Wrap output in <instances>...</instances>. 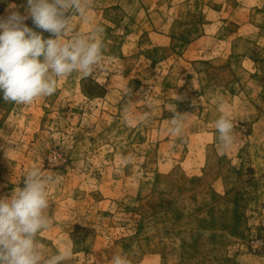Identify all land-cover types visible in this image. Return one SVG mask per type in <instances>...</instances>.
I'll return each instance as SVG.
<instances>
[{"label": "rangeland", "instance_id": "rangeland-1", "mask_svg": "<svg viewBox=\"0 0 264 264\" xmlns=\"http://www.w3.org/2000/svg\"><path fill=\"white\" fill-rule=\"evenodd\" d=\"M26 8L0 0V17ZM89 15L72 25L104 29L92 75L31 105L0 98V197L33 168L54 177L38 240L45 258L72 249L63 264H264V0H92ZM175 104L193 114L179 135Z\"/></svg>", "mask_w": 264, "mask_h": 264}, {"label": "clouds", "instance_id": "clouds-1", "mask_svg": "<svg viewBox=\"0 0 264 264\" xmlns=\"http://www.w3.org/2000/svg\"><path fill=\"white\" fill-rule=\"evenodd\" d=\"M91 7L92 0H27L26 14L11 10L7 17H0V98L5 103L31 105L55 94L60 78L74 72L85 78L95 72L102 60L100 36L104 29L97 25L90 34H79L72 25L73 16L91 23ZM14 8L9 5V9ZM29 18L41 32L24 23ZM43 32L50 37L44 38ZM145 105L146 118L153 106ZM219 107L223 114L215 121V129L221 151L226 153L235 143L236 125L225 105ZM171 113L167 131L179 135L193 114L178 111L176 104ZM125 163L131 160L125 158ZM53 180L33 168L23 187H15L10 197H0V264H63L72 255V249H66L45 258L38 240L39 233L51 224L45 210L49 207L48 185ZM110 264L129 261L126 256L114 255Z\"/></svg>", "mask_w": 264, "mask_h": 264}]
</instances>
